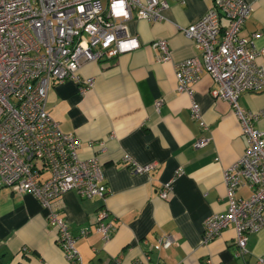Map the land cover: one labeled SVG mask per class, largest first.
Listing matches in <instances>:
<instances>
[{"label": "crops", "instance_id": "obj_1", "mask_svg": "<svg viewBox=\"0 0 264 264\" xmlns=\"http://www.w3.org/2000/svg\"><path fill=\"white\" fill-rule=\"evenodd\" d=\"M168 9L159 22L132 18L126 34L139 47L115 59L83 64L82 80L93 85L83 93L72 81L53 83L46 97V112L60 130L79 140L80 159L98 158L108 193L103 200H84L75 192L65 193L52 208L67 223L76 238L74 247L82 264H258L264 257V228L247 235L248 254L232 256L233 226L207 245H201L203 223L212 214L226 210L227 193L223 172L242 155L246 140L230 105L214 99L216 87L203 73L192 89V99L176 91L174 65L190 58L201 60L200 52L182 29L199 21L211 7V0H164ZM251 15L240 36L253 38L255 51L264 50V0H244ZM107 0H101L103 7ZM227 21L220 17V26ZM167 43L171 58L156 61L152 43ZM264 65V55L256 59ZM199 108L205 125L202 131L190 117V104ZM156 102H160L158 109ZM240 109L264 110V91L242 93ZM264 134V118L254 123ZM208 140L194 148L200 139ZM102 144V145H101ZM101 145V146H100ZM128 156L137 165H155L146 174H134L122 162ZM180 173L173 178L174 172ZM49 177L47 171L40 181ZM172 182L166 199L158 197L162 184ZM248 188L236 197L247 198ZM105 209V223L112 226L110 238L102 242L96 233V213ZM47 211L27 193L16 194L0 186V264H68L56 243V230L47 222ZM86 230L85 237L79 232ZM170 235L174 244L156 250L158 237Z\"/></svg>", "mask_w": 264, "mask_h": 264}, {"label": "built area", "instance_id": "obj_2", "mask_svg": "<svg viewBox=\"0 0 264 264\" xmlns=\"http://www.w3.org/2000/svg\"><path fill=\"white\" fill-rule=\"evenodd\" d=\"M166 9L164 0H107L105 7L101 0H0V186L12 193L31 195L47 211V222L56 230V243L68 264L82 261L74 247L76 238L52 208L53 202L70 191L84 200H103L108 189L98 158L80 159L79 140L63 133L48 116V90L53 83L65 81L76 83L80 93L91 88L92 79L79 77L80 67L136 50L139 43L126 34L127 22L132 18L159 22ZM251 11L244 0H211V7L200 20L182 29L201 60L193 57L174 65L176 91L191 99V87L201 74L211 77L216 85L211 96L230 105L246 140L240 158L223 172L226 210L205 219L200 242L207 245L232 225V256L236 260L248 254L247 235L264 228V134L254 128L255 121L264 118V110L250 113L237 105L242 93L264 91V65L256 63L264 50H254L252 39L257 34L240 36ZM220 17L227 21L224 28ZM152 48L158 53V63L170 60L166 42H154ZM160 104L156 102L155 108ZM189 111L204 131L193 100ZM207 142L200 138L194 148H202ZM122 162L130 165L134 174H146L155 166L137 165L128 156ZM43 171L49 177L40 181ZM179 173L180 168L173 178ZM172 182L162 184L157 194L160 199H166ZM239 188H248L250 195L236 197ZM107 214L105 209L96 213L95 231L102 242L109 240L112 231L104 222ZM86 234L81 230L79 237ZM173 244V237L164 235L157 238L154 247L166 250ZM257 263L264 264V257ZM134 264L149 263L138 260Z\"/></svg>", "mask_w": 264, "mask_h": 264}]
</instances>
